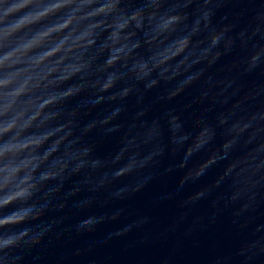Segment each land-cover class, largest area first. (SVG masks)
<instances>
[{
    "label": "clouds",
    "instance_id": "1",
    "mask_svg": "<svg viewBox=\"0 0 264 264\" xmlns=\"http://www.w3.org/2000/svg\"><path fill=\"white\" fill-rule=\"evenodd\" d=\"M159 89L158 103L181 108L149 119L140 105ZM114 133L116 148L97 155L90 137ZM199 153L206 158L176 189L215 165L223 170L179 207L220 190L209 222L227 215L238 235L231 247L184 252L181 241L206 227L203 216L91 213L133 199L166 157L171 166ZM83 192L95 195L75 205L88 214L74 239L130 221L114 235L142 233L146 248L177 234L153 264H264V0H0V264H92V246L49 253L64 234L68 197Z\"/></svg>",
    "mask_w": 264,
    "mask_h": 264
},
{
    "label": "water",
    "instance_id": "2",
    "mask_svg": "<svg viewBox=\"0 0 264 264\" xmlns=\"http://www.w3.org/2000/svg\"><path fill=\"white\" fill-rule=\"evenodd\" d=\"M247 0H232V3L243 5ZM241 8L237 7L235 11H240ZM229 9H224L223 13L228 12ZM222 14V13H221ZM218 14L217 19H219ZM243 23V21H241ZM234 59L235 55L223 57L218 64L210 69L211 73H216L218 69L225 68ZM220 76L223 73L219 74ZM219 78V77H218ZM251 77L242 78L239 83L247 88L250 86ZM163 94V89L153 90L146 93L140 105L141 108L149 109L148 118L160 116L164 110L176 107L181 108L179 103H158V97ZM129 107L135 110L136 98L132 97L128 101ZM99 111V110H98ZM94 113L93 115H97ZM199 110L192 115H198ZM120 133L111 134L108 137L102 134H93L90 137V142L97 145V155L101 157L108 156L117 146ZM219 136L217 143H220ZM206 158L203 153L194 155L189 161L178 160L174 165L169 166L167 157L161 161V167L154 171L153 179L149 181L146 188L138 193L133 199L119 201L112 199L111 202L101 207L96 205L91 213L96 215L110 214L117 208L123 207L126 209L125 215H131V219H137L141 215H148L156 220H165L176 218L187 213L188 221L195 217H205V225L201 231H198L190 240H182L181 245L186 254L195 255L201 252L211 250L212 248H227L234 245L238 240L235 227L232 225L231 220L223 217L216 224L209 222L211 217V202L220 190L214 191L207 199L201 200L194 206H186L180 208L181 201L186 199L189 195L194 194L201 188L211 185L215 179L221 174L223 170V163L210 168L204 176L195 181L186 183L182 188L176 189L175 184L179 177H181L189 168L195 166L201 159ZM79 179V178H76ZM168 186L167 193L163 192L164 186ZM73 182H69L65 186V192L62 193L63 198L66 193L74 187ZM122 186V185H121ZM90 192H83L75 197H68V207L63 213L59 215H66L68 218L60 226L64 234L57 241L55 238L49 244V253H60L69 248L89 247L94 248L92 264H153L155 257L177 243V234L169 233L163 241L157 238L156 241L149 247L144 246V237L142 233H134L128 237H116L114 233L119 230L123 223L130 221H122L120 223H103L98 226L94 233L84 235L80 239H74L75 225L88 213H78L75 211V205L86 197L94 196ZM109 198L108 193H102L99 197L100 200ZM108 241L106 245L104 241ZM103 245V246H101Z\"/></svg>",
    "mask_w": 264,
    "mask_h": 264
}]
</instances>
